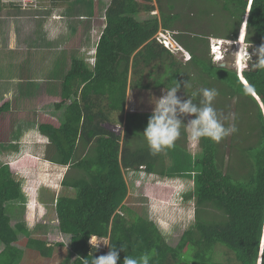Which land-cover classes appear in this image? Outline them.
I'll use <instances>...</instances> for the list:
<instances>
[{
  "label": "trees",
  "instance_id": "obj_1",
  "mask_svg": "<svg viewBox=\"0 0 264 264\" xmlns=\"http://www.w3.org/2000/svg\"><path fill=\"white\" fill-rule=\"evenodd\" d=\"M177 5L190 13L175 11ZM155 10L157 14L150 15ZM141 13L147 15L141 18ZM244 15V40L256 44L258 63L257 50L264 45V0H110L93 65L72 57L63 72L57 60L60 81L49 78L47 93L37 94L33 118L18 110L19 118L12 123L13 98H0L1 145L11 143L18 124L24 130L37 127L49 141L47 159L73 169L61 184L75 195H59L54 204L58 231L70 235L60 264H81L80 258L107 254L112 246L123 247L117 264L144 253H152L150 264H264V68L256 64L242 70L255 98L235 70L211 59L204 34L198 32L206 25L213 37L236 40ZM176 24L182 31L174 37L190 53L185 62L156 38L160 29H174ZM146 70L149 81L143 84ZM54 82L57 89L48 93ZM176 82L181 84L177 95L185 97L215 89L218 116L227 100L240 96L234 121L238 131L227 136L228 150L223 149L226 137L219 143L205 137L197 152L187 151L180 141L186 135L182 126L173 147L152 154L143 135L152 111H126L121 135L103 127L113 113H124L130 87L168 89ZM200 99L198 95L194 102ZM45 103L63 108L61 121L40 110ZM23 164H0V264H19L24 249L50 258L55 247L64 246L31 236L22 221L11 225L6 207L23 200L16 179V169ZM141 169L193 180L185 197L194 200L195 220L174 244L152 220L138 215L130 220L118 212L128 193L125 172ZM19 234L23 248L16 246ZM91 236L107 238L105 252L89 244Z\"/></svg>",
  "mask_w": 264,
  "mask_h": 264
},
{
  "label": "rangeland",
  "instance_id": "obj_2",
  "mask_svg": "<svg viewBox=\"0 0 264 264\" xmlns=\"http://www.w3.org/2000/svg\"><path fill=\"white\" fill-rule=\"evenodd\" d=\"M17 2L18 0H0V98L3 96L13 98V108L10 112L12 123L19 118L18 110L27 112L31 118L35 116L37 94L47 93L49 78L55 82L60 81L58 70H61L62 65L63 72L66 71L72 57L83 59L91 66V56L95 52L98 37L104 25V10L110 0H28L25 6ZM199 4L202 3L199 2ZM164 7L166 9L165 5ZM185 10L181 5L175 7V11L182 12L184 16L191 11ZM151 14H157V10L151 11ZM146 15V13L139 14L141 18ZM201 27L203 29L197 31L204 34L203 44L208 45V55L213 61L217 56L216 48L225 55L222 60L232 55L235 61L238 60L239 46L242 45L243 49L245 48V33L242 39L238 31L236 40L220 38L219 41L218 37H213L208 26ZM180 31L182 26L176 24L174 29H160L156 36L162 41L170 37L179 44L174 35ZM50 35L54 38L50 39ZM234 42L237 46L235 55L230 48V44ZM168 46L181 62H185L190 57V53L181 45V49L170 44ZM243 54H245L244 51ZM57 60H61L62 64L54 67ZM249 62V58L243 59V67L248 68ZM253 67L254 65L252 69ZM235 71L240 77L242 70L240 74L239 65ZM148 81L149 76L146 70L141 82L145 84ZM55 82L51 83L48 93L55 92L53 90L57 89L58 83ZM165 90L130 87L127 91L124 113H113L110 116L111 120L104 122L103 127L121 135L125 112L153 111L154 104ZM189 94L185 97L179 93L178 96L181 99H187ZM239 98V95H235L227 100V107L221 110L219 117L226 124L225 126L234 123L230 114L236 113ZM249 101L252 103L251 100ZM43 106L40 108L42 112L56 117L59 121L62 120L63 108L57 110L51 103H45ZM249 110L253 113L252 107ZM190 118H183V122L187 123ZM21 127V124H18L13 130L12 141L8 146L0 143V164L17 160L24 163L16 169V179L19 180L23 200L7 205L6 212L10 216L12 226L22 221L29 229L31 236L44 239L49 243L62 242L64 246L55 247V252L50 258L41 257L36 251L24 249L19 264H60L67 255L70 235L58 231L54 204L59 195H75L74 189L61 184L64 175L72 173L73 169H70L69 165H59L47 159L49 141L37 127L25 130ZM241 131H244L243 127ZM229 140V137L224 140L225 151L228 150ZM180 141L181 145L193 154L200 148L199 143L193 144L187 134L185 138L181 137ZM248 143L249 141L245 144ZM134 144H137L136 140ZM168 161V157H165V163ZM226 162L230 163L228 156H226ZM124 176L128 193L118 211L130 220L135 215L152 220L161 233V224H169L170 232L162 235L169 243L174 244L181 231L189 228L195 220L194 200L185 197V194L193 187V180L183 176L169 177L151 174L143 169L128 170ZM173 220L176 222L172 223ZM18 238L16 246L23 248L22 234H19ZM90 238L94 246L98 244L97 248L101 252L106 251L107 238L97 236ZM88 242L90 243V239Z\"/></svg>",
  "mask_w": 264,
  "mask_h": 264
},
{
  "label": "clouds",
  "instance_id": "obj_3",
  "mask_svg": "<svg viewBox=\"0 0 264 264\" xmlns=\"http://www.w3.org/2000/svg\"><path fill=\"white\" fill-rule=\"evenodd\" d=\"M243 22H246V16ZM49 38L52 39L54 36L50 35ZM217 40L220 41V38ZM163 44L169 47L165 43ZM257 51L259 55L257 66L264 68V45ZM91 58L93 61L91 60L90 64L93 65L95 62V52ZM240 79L242 80L241 77ZM180 87L181 84L176 82L175 86L166 89L164 94L154 104L152 114L143 131L144 138L152 154H157L165 148L173 147L175 141L181 135L182 126L193 144H198L200 139L205 137L219 143L225 137L238 131L235 123L225 126L213 107V101L218 95L215 89L203 88L198 93L193 92L187 99H181L177 95ZM248 91L251 92L252 89L249 88ZM198 95L201 99L199 102H194ZM185 117H191L187 120V123L183 122V118ZM230 117L235 121V113L230 114ZM175 222V220L172 221V223ZM161 230L162 234H167L170 232V225L162 223ZM90 244L93 246L91 238ZM95 246L97 247L98 244ZM109 248L110 250L107 254L98 257L91 256V259L80 258L81 264H117V261L120 259V251H123V247L121 246L117 249L115 246H112ZM151 257L152 253H144L138 258L124 257L123 264H150Z\"/></svg>",
  "mask_w": 264,
  "mask_h": 264
},
{
  "label": "water",
  "instance_id": "obj_4",
  "mask_svg": "<svg viewBox=\"0 0 264 264\" xmlns=\"http://www.w3.org/2000/svg\"><path fill=\"white\" fill-rule=\"evenodd\" d=\"M240 30H241V26L239 28V32H240ZM169 43L172 46H177V43H175V41H173L172 39H169ZM246 43L247 42H245L244 46H245V48H248V50L246 49L245 55H246V58H249V61H250L248 63V66H249L248 69H252V66L253 65L256 66V64H257V62H256V50H255L256 45L253 43H247V44ZM230 46H231L230 48H232L231 50L233 51V54L235 55L236 50H237L236 49L237 48L236 42L230 44ZM253 53H255V54L253 55ZM249 54H250V56H248ZM214 62L217 63V65L221 66V67L232 68L233 70H235V68H237V62L235 61V58L232 62L224 61L222 59H219V60L216 59V60H214ZM243 69H246V67H243ZM262 243H263V237H262Z\"/></svg>",
  "mask_w": 264,
  "mask_h": 264
},
{
  "label": "bare ground",
  "instance_id": "obj_5",
  "mask_svg": "<svg viewBox=\"0 0 264 264\" xmlns=\"http://www.w3.org/2000/svg\"><path fill=\"white\" fill-rule=\"evenodd\" d=\"M246 16V15H245ZM242 26H241V30H240V39H242V37H243V35H244V33H245V27H246V22L244 23H242L241 24ZM214 48H216V47H214ZM213 49V48H212ZM239 57H238V60L236 61L237 62V65H239V73L241 74V70H242V68H243V59H245L246 58V55L245 54H243V51L244 52H246V48H244L243 49V46L241 45V46H239ZM213 51V50H212ZM215 52L217 53V56L215 57V59H221V58H223V54L221 53V51L218 49V51H217V48L215 49ZM214 52V53H215ZM238 71V70H237ZM240 77L242 78V80H243V84L249 89L250 87H249V85H248V83L246 82V80L243 78V75L241 74L240 75ZM251 93L254 95V97L255 98H258L257 97V95H255V93H254V91L252 90L251 91ZM260 101V100H259ZM260 103V102H259Z\"/></svg>",
  "mask_w": 264,
  "mask_h": 264
},
{
  "label": "built area",
  "instance_id": "obj_6",
  "mask_svg": "<svg viewBox=\"0 0 264 264\" xmlns=\"http://www.w3.org/2000/svg\"><path fill=\"white\" fill-rule=\"evenodd\" d=\"M27 1L28 0H18V4L19 5H22V6H25L26 5V3H27ZM20 2V3H19ZM156 38L158 39V41H160V42H163V43H165V45H167L168 46V44H170V43H168L169 42V39H172V38H170V37H167V40L165 39V40H163L162 41V39H160L158 36H156ZM173 40V39H172ZM166 41H167V43H166ZM174 41V40H173ZM175 43H177L176 41H175ZM171 45V44H170ZM177 47L179 48V49H181V47H180V45L177 43ZM93 61V60H92ZM119 212V211H118ZM120 213V212H119ZM121 214V213H120Z\"/></svg>",
  "mask_w": 264,
  "mask_h": 264
},
{
  "label": "flooded vegetation",
  "instance_id": "obj_7",
  "mask_svg": "<svg viewBox=\"0 0 264 264\" xmlns=\"http://www.w3.org/2000/svg\"><path fill=\"white\" fill-rule=\"evenodd\" d=\"M224 57H225V55H223ZM233 55L229 58V57H226L225 59H224V61H228V62H232L233 61Z\"/></svg>",
  "mask_w": 264,
  "mask_h": 264
},
{
  "label": "crops",
  "instance_id": "obj_8",
  "mask_svg": "<svg viewBox=\"0 0 264 264\" xmlns=\"http://www.w3.org/2000/svg\"><path fill=\"white\" fill-rule=\"evenodd\" d=\"M42 107H44V106L42 105ZM42 107H41V108H42ZM34 110H36V109H34ZM89 244H90V243H89ZM90 245H91V244H90ZM93 246H94V245H93Z\"/></svg>",
  "mask_w": 264,
  "mask_h": 264
}]
</instances>
